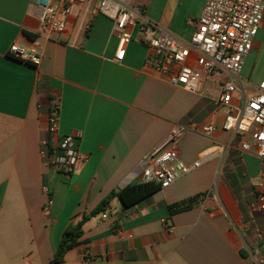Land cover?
Wrapping results in <instances>:
<instances>
[{"label":"crops","instance_id":"crops-1","mask_svg":"<svg viewBox=\"0 0 264 264\" xmlns=\"http://www.w3.org/2000/svg\"><path fill=\"white\" fill-rule=\"evenodd\" d=\"M35 1L0 0V264H50L65 229L112 192L142 182L143 158L179 124L216 128L211 135L191 128L178 144L188 165L209 157L132 208L113 198L60 264H264V215L253 208L264 161L223 129L215 102L226 75L202 78L190 92L147 63L150 37L190 41L206 0H131L142 13L121 61L100 0L91 6L89 30L90 16L76 10L50 40L36 35ZM262 37L264 20L251 53ZM13 44L36 47L39 61L10 56ZM53 103L60 137L74 136L86 160L71 175L41 157ZM191 199L189 209L172 212Z\"/></svg>","mask_w":264,"mask_h":264},{"label":"built area","instance_id":"built-area-1","mask_svg":"<svg viewBox=\"0 0 264 264\" xmlns=\"http://www.w3.org/2000/svg\"><path fill=\"white\" fill-rule=\"evenodd\" d=\"M131 0H100L98 13L111 19L118 36L116 61H121L131 42L136 18L141 16L140 6H129ZM94 0H36L39 11L36 35L55 39L67 28L68 19L76 10L83 12V19L90 16ZM92 15L84 28L90 29ZM264 20V0H206L200 17L193 23L194 33L189 42L177 40L162 33L150 37L148 66L166 73L172 84L190 92L197 90L202 78L226 75L220 97L215 104L225 114L223 129L241 138V150L251 151L264 161V80L258 86L243 87L241 72ZM141 31L147 27L142 25ZM10 56L25 62L37 63L41 57L36 47L13 44ZM60 109L55 103L48 115L47 136L41 140V157L46 166L64 174H73L86 160L75 144L72 135H59ZM211 135L213 126L175 125L165 139L146 155L137 169L142 182H156L162 189L172 186L180 177L198 168L209 155L192 165L181 160L178 144L189 129ZM49 192L48 187L43 188ZM53 203L49 199L48 206ZM254 210L264 215V180L256 192ZM103 218H106L104 215Z\"/></svg>","mask_w":264,"mask_h":264},{"label":"trees","instance_id":"trees-1","mask_svg":"<svg viewBox=\"0 0 264 264\" xmlns=\"http://www.w3.org/2000/svg\"><path fill=\"white\" fill-rule=\"evenodd\" d=\"M28 64H35L27 62ZM54 105V103L52 104ZM162 190L161 185L156 182H135L126 186L118 192H112L99 206H97L90 214H83L77 221L70 224L64 231L58 249L50 264H60L63 262L65 255L70 250L79 246L83 235L84 224L92 217L105 211L110 201L117 197L126 210L132 208L136 204L148 200L152 195ZM194 199L185 201L171 207L172 212H180L189 209Z\"/></svg>","mask_w":264,"mask_h":264},{"label":"rangeland","instance_id":"rangeland-1","mask_svg":"<svg viewBox=\"0 0 264 264\" xmlns=\"http://www.w3.org/2000/svg\"><path fill=\"white\" fill-rule=\"evenodd\" d=\"M96 2L95 0L94 3ZM245 61L246 65L241 77L243 87L249 90L250 86H258L264 80V37H262L261 46L251 53Z\"/></svg>","mask_w":264,"mask_h":264}]
</instances>
